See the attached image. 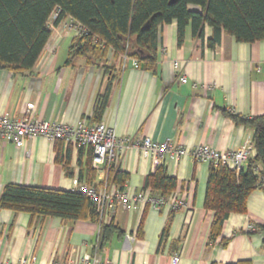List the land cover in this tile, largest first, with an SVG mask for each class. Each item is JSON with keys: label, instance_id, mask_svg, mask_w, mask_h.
I'll return each instance as SVG.
<instances>
[{"label": "crops", "instance_id": "0c3cea01", "mask_svg": "<svg viewBox=\"0 0 264 264\" xmlns=\"http://www.w3.org/2000/svg\"><path fill=\"white\" fill-rule=\"evenodd\" d=\"M67 21L49 25L50 38L30 72L0 69V115L19 119L32 106L36 121L93 125L96 99L109 87L100 121L120 137L169 140L188 149L207 145L219 152L252 141L253 130L235 123L226 111L249 119L264 116V41L238 43L222 34L220 43L209 48L212 29L205 27L203 39L193 38L187 29L178 44L172 21L157 29L153 73L134 68L131 58L116 59L112 51L106 59L76 55L78 37L64 28ZM67 146L69 162L63 166L55 161L56 151L63 154ZM87 161V150L65 141L35 137L21 147L0 142V195L7 184L71 191L75 182L87 184ZM209 166L190 157L166 161L164 170L177 180L175 191L187 208L120 204L104 224L113 231L103 245L96 222H32L27 214L0 209V264H20L29 257L35 258L33 264H82L83 256L96 252L102 264H170L173 255L180 256L179 264H264V231L246 232L249 222L264 225L261 190L249 196L245 213L231 214L221 236L209 241L214 217L204 208ZM113 168L127 174L123 191L133 197L147 190L145 180L155 166L130 149L118 154ZM93 169L90 184L100 185L107 177L105 166Z\"/></svg>", "mask_w": 264, "mask_h": 264}, {"label": "trees", "instance_id": "16d2710c", "mask_svg": "<svg viewBox=\"0 0 264 264\" xmlns=\"http://www.w3.org/2000/svg\"><path fill=\"white\" fill-rule=\"evenodd\" d=\"M170 1L0 0V69L12 73L31 71L50 38L49 20L54 14L55 26L69 20L84 29L86 34L77 39L74 47L79 48L76 55L106 59L108 52L112 51L116 59L122 61L126 56L135 60L139 69L153 73L158 60L157 29L172 21L177 24L178 44L183 42L187 29L193 38L203 39L205 27L212 29V36L207 41L209 48L220 43L222 34L238 43L264 41V0ZM108 92L109 87L96 99L94 113L97 123L105 109ZM226 113L235 123L253 130L254 155L239 171L228 166H209L204 208L214 213L210 242L221 236L222 227L231 214L246 212V202L255 190L264 192V116L249 119ZM77 148L88 151L87 184L92 185L90 183L95 178L92 149ZM69 153L70 146L63 154L56 151V163L67 166ZM105 169L106 183L123 191L127 174L114 170L113 166H105ZM144 188L154 195L168 196L175 192L177 180L167 176L164 167L160 166L146 177ZM0 209L27 214L32 222L45 218L68 222L97 220L91 202L72 190L7 184L1 191ZM112 231L111 224L102 226L101 245L109 240ZM257 231H264V225L257 226ZM221 242L226 246L227 241Z\"/></svg>", "mask_w": 264, "mask_h": 264}, {"label": "built area", "instance_id": "2783aa9c", "mask_svg": "<svg viewBox=\"0 0 264 264\" xmlns=\"http://www.w3.org/2000/svg\"><path fill=\"white\" fill-rule=\"evenodd\" d=\"M72 29L78 38L86 33L80 26L70 21ZM124 56L122 61H127ZM133 67L138 68L137 62L132 61ZM177 64H175L176 66ZM180 82L185 84L186 78H180ZM196 87V84L194 85ZM32 106H28L25 114L19 119H13L6 115H0V142L13 144L21 147L26 139L41 137L49 142L65 141L75 147H89L92 149V167L114 166L118 161V154L121 151L130 149L138 150L144 158H151L155 168L164 166L166 161H178L183 157H190L198 163H206L213 166H228L239 171L254 153L252 141L247 140L242 147L237 150L219 152L207 145H198L192 149L182 146H175L171 141L155 142L149 137L133 139L127 136L116 135L113 128L108 127L100 121L93 125L87 124L84 120L76 124H61L52 122L36 121L32 117ZM260 168H257V171ZM72 191L85 196L92 204L96 214V223L101 231L106 222H110L120 204L136 208L138 205L149 206L159 210L167 207L171 211L187 208V203L178 193L173 192L168 196L154 195L150 190L140 191L133 197H129L124 191L117 187L103 182L100 185H88L86 183L75 182ZM257 227L249 222L246 225L247 233H255ZM34 257L24 258L20 264H33ZM180 256L173 255L170 264H179ZM82 264H102L98 252L90 257L85 255L81 258Z\"/></svg>", "mask_w": 264, "mask_h": 264}, {"label": "rangeland", "instance_id": "374dc122", "mask_svg": "<svg viewBox=\"0 0 264 264\" xmlns=\"http://www.w3.org/2000/svg\"><path fill=\"white\" fill-rule=\"evenodd\" d=\"M55 17H56V14H54L52 17H51V19L49 20V25H50V27H51V25H53V22H54V20H55ZM71 23H70V21H67V23H65V25H64V28L66 29V30H69L70 28V25Z\"/></svg>", "mask_w": 264, "mask_h": 264}, {"label": "water", "instance_id": "95a60500", "mask_svg": "<svg viewBox=\"0 0 264 264\" xmlns=\"http://www.w3.org/2000/svg\"><path fill=\"white\" fill-rule=\"evenodd\" d=\"M174 1H175V0H171L170 3H173ZM147 26H148V24H147ZM147 26H146V27H147ZM77 50H78V48H77Z\"/></svg>", "mask_w": 264, "mask_h": 264}]
</instances>
